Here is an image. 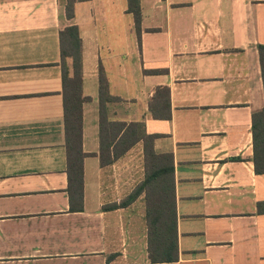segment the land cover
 <instances>
[{"label": "crops", "instance_id": "0c3cea01", "mask_svg": "<svg viewBox=\"0 0 264 264\" xmlns=\"http://www.w3.org/2000/svg\"><path fill=\"white\" fill-rule=\"evenodd\" d=\"M66 4L0 0V264H264L252 130L264 105V0H133L135 12L129 0H74L72 18ZM69 25L86 98L82 196L72 201L59 40ZM101 74L116 99L107 119L143 123L153 150L172 155L175 261L149 260L144 193L113 200L117 162L99 160Z\"/></svg>", "mask_w": 264, "mask_h": 264}, {"label": "trees", "instance_id": "16d2710c", "mask_svg": "<svg viewBox=\"0 0 264 264\" xmlns=\"http://www.w3.org/2000/svg\"><path fill=\"white\" fill-rule=\"evenodd\" d=\"M74 0H67L66 16H73ZM131 11L133 0H129ZM133 9V10H132ZM135 12V11H133ZM60 54L62 59V89L64 122L66 131V158L68 174V193L70 200L81 198L84 153L81 149L82 102L81 94V39L78 27L69 25L59 32ZM261 77L264 90V45H258ZM71 59L73 73L70 76L65 59ZM162 97L166 98L167 89L162 88ZM264 92V91H263ZM116 100L110 96L105 78L99 76V160L101 166L113 164L122 158L128 150L141 143L144 177L118 206H125L140 193L149 203L146 221L148 226V257L151 262H171L177 260L176 216L173 199V185L166 191V176L172 174L173 163L170 153H156L153 150V135L146 134L143 123H124L109 121L106 116V103ZM253 164L257 174H264V105L252 113ZM169 177V176H168ZM170 193L172 199L167 202L164 195ZM115 204L113 206H116ZM167 208V209H165Z\"/></svg>", "mask_w": 264, "mask_h": 264}, {"label": "rangeland", "instance_id": "374dc122", "mask_svg": "<svg viewBox=\"0 0 264 264\" xmlns=\"http://www.w3.org/2000/svg\"><path fill=\"white\" fill-rule=\"evenodd\" d=\"M135 149L129 152L125 157L120 158L111 168L112 181L110 189L113 192V199L116 203H121L125 199H121V195L126 192L122 189H127L137 181V175L142 173L143 170V156L142 152ZM142 168V170H141Z\"/></svg>", "mask_w": 264, "mask_h": 264}]
</instances>
